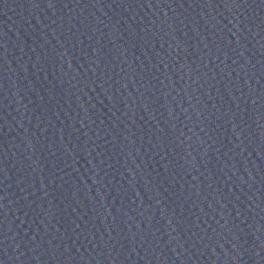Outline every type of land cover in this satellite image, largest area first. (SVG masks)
Masks as SVG:
<instances>
[{
  "label": "water",
  "instance_id": "obj_1",
  "mask_svg": "<svg viewBox=\"0 0 264 264\" xmlns=\"http://www.w3.org/2000/svg\"><path fill=\"white\" fill-rule=\"evenodd\" d=\"M0 264H264V0H0Z\"/></svg>",
  "mask_w": 264,
  "mask_h": 264
}]
</instances>
